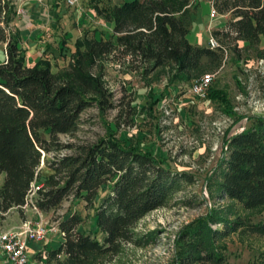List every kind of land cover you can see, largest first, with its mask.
I'll use <instances>...</instances> for the list:
<instances>
[{
  "label": "trees",
  "instance_id": "obj_1",
  "mask_svg": "<svg viewBox=\"0 0 264 264\" xmlns=\"http://www.w3.org/2000/svg\"><path fill=\"white\" fill-rule=\"evenodd\" d=\"M188 3L123 0L114 5L105 15L111 23L109 37L77 40L73 62L60 75L52 73L46 59L26 66L20 34L12 27L16 0H0V44L5 45L6 56L0 64V175H4L0 214L21 211L34 183L42 185L35 202L41 212H51L69 198L83 202L93 211L103 235L99 241L80 233L83 221L77 213L59 219L63 242L47 251L45 264H87L95 256L117 255L122 244L138 245L137 223L163 207L183 184L192 183L190 175L164 168L149 153L116 139L111 130L94 142L63 144L59 140L61 135H75L82 113L94 104L102 111L111 108L101 77L90 72L103 62L143 74L172 66L175 75H186L198 72L206 60H220L219 51L188 42ZM213 4L229 21L212 36L264 46V0H213ZM210 97L223 99L217 92H210ZM61 150L70 153L56 156ZM51 153L55 157L45 163L52 174L41 177V161ZM220 167L222 197L247 211L264 208V117L255 118L252 127L230 138ZM104 186L108 190L99 195ZM218 224L222 229H212ZM237 231L264 237V219L252 224L208 212L194 228L185 230L183 240L190 241L183 245L176 264H231L213 244Z\"/></svg>",
  "mask_w": 264,
  "mask_h": 264
},
{
  "label": "rangeland",
  "instance_id": "obj_2",
  "mask_svg": "<svg viewBox=\"0 0 264 264\" xmlns=\"http://www.w3.org/2000/svg\"><path fill=\"white\" fill-rule=\"evenodd\" d=\"M212 1L189 0L186 9L191 16L187 40L192 45L206 44L209 36L224 29L229 21L228 15L209 18ZM122 2L81 0L75 8H67L63 0H16L17 18L12 27L20 34L19 48L24 51L26 66L46 59L52 73L62 75L73 62L77 40L109 37L111 23L105 15ZM213 37L220 46L216 50L221 54L220 60L204 61L198 72L175 75V69L166 66L143 74L111 62L90 69L95 77H101L105 99L111 108L102 111L94 104L85 110L78 131L73 137L59 136L61 143L94 142L111 130L116 139L149 153L164 168L190 175L192 183L183 184L163 207L137 223L138 245L122 244L117 255L95 256L87 264H176L183 245L190 241V238L183 240L185 230L194 228L197 220L208 212L229 220L240 217L252 224L264 219V208L244 210L219 192L221 159L230 138L252 127L255 118L264 117V46L263 43L256 47L242 40L234 43ZM5 60V45L0 44V64ZM206 74L213 75L214 81L205 99L193 98L190 86ZM210 92L220 93L223 99L211 98ZM54 155H46L41 161V177L52 174L45 162L51 161ZM3 179L1 174L0 185ZM107 190L108 186L102 187L99 195ZM73 213L82 218L80 233L102 241L93 211L83 202L69 198L55 210L42 212V218L57 226L59 219ZM36 219L33 212L11 209L0 214V234L18 230L23 222ZM211 227L222 229L220 224ZM49 239L44 243H50L55 249L60 246V233ZM213 245L228 263L264 264V237L237 231ZM50 246L46 248L51 249ZM46 257L47 250H43L30 258L28 264H45ZM58 259L62 261L64 257ZM0 264L5 263L0 260Z\"/></svg>",
  "mask_w": 264,
  "mask_h": 264
},
{
  "label": "built area",
  "instance_id": "obj_3",
  "mask_svg": "<svg viewBox=\"0 0 264 264\" xmlns=\"http://www.w3.org/2000/svg\"><path fill=\"white\" fill-rule=\"evenodd\" d=\"M80 2L81 0H63L67 8H75ZM217 16L218 13L212 1L209 4V18L214 20ZM206 47L212 51H216L220 48L212 35L207 39ZM213 81L214 76L209 74L196 79L189 89L191 96L200 100L205 99ZM56 156H63V154L61 153ZM53 157H55V155ZM41 189L42 185L33 183L26 196L25 204L21 207V211L33 212L37 219L35 221L23 222L18 230H8L0 234V256L5 264H28V243L45 242L50 237L60 233L57 226L43 221L42 212L35 206L37 193Z\"/></svg>",
  "mask_w": 264,
  "mask_h": 264
},
{
  "label": "crops",
  "instance_id": "obj_4",
  "mask_svg": "<svg viewBox=\"0 0 264 264\" xmlns=\"http://www.w3.org/2000/svg\"><path fill=\"white\" fill-rule=\"evenodd\" d=\"M195 45H199V46H203L206 47L205 42L202 43H197ZM49 176V175H48ZM62 238V237H61ZM50 240V239H49ZM54 240V239H53ZM63 242V239H61V243ZM46 245L50 246V243H44V242H31L28 243L27 245V252H28V256H29V260L30 258H32L34 255H36L38 252L41 251H45V250H52L55 249L53 246H50L51 249L46 248ZM0 260H2L1 256H0Z\"/></svg>",
  "mask_w": 264,
  "mask_h": 264
}]
</instances>
